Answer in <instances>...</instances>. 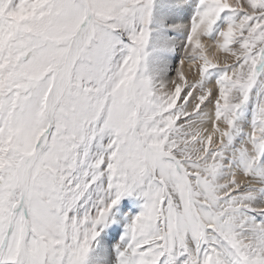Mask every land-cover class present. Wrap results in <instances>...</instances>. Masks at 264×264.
I'll use <instances>...</instances> for the list:
<instances>
[{
    "label": "snow or ice",
    "instance_id": "obj_1",
    "mask_svg": "<svg viewBox=\"0 0 264 264\" xmlns=\"http://www.w3.org/2000/svg\"><path fill=\"white\" fill-rule=\"evenodd\" d=\"M0 264H264V0H0Z\"/></svg>",
    "mask_w": 264,
    "mask_h": 264
}]
</instances>
